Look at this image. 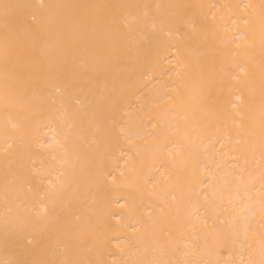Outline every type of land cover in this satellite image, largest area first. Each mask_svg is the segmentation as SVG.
Wrapping results in <instances>:
<instances>
[{"label":"bare ground","instance_id":"obj_1","mask_svg":"<svg viewBox=\"0 0 264 264\" xmlns=\"http://www.w3.org/2000/svg\"><path fill=\"white\" fill-rule=\"evenodd\" d=\"M0 264H264V0H0Z\"/></svg>","mask_w":264,"mask_h":264},{"label":"snow or ice","instance_id":"obj_2","mask_svg":"<svg viewBox=\"0 0 264 264\" xmlns=\"http://www.w3.org/2000/svg\"><path fill=\"white\" fill-rule=\"evenodd\" d=\"M9 7V5H4V8L7 9Z\"/></svg>","mask_w":264,"mask_h":264}]
</instances>
